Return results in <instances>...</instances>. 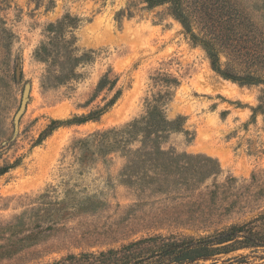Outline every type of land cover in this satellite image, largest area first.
Masks as SVG:
<instances>
[{
	"label": "rangeland",
	"instance_id": "obj_1",
	"mask_svg": "<svg viewBox=\"0 0 264 264\" xmlns=\"http://www.w3.org/2000/svg\"><path fill=\"white\" fill-rule=\"evenodd\" d=\"M183 3L199 12L194 32L203 37L207 26L217 38L223 69L264 81V0ZM66 17L50 42V25ZM159 94L173 123L162 152L139 142L104 151L101 134L146 116ZM263 95L264 82L218 75L169 4L0 0V168L18 162L0 176V264H52L154 236L206 237L264 214V114L252 111ZM112 100L99 120L45 137L52 121ZM139 149L152 161L127 170L129 150ZM239 255L264 264V249L199 264Z\"/></svg>",
	"mask_w": 264,
	"mask_h": 264
},
{
	"label": "trees",
	"instance_id": "obj_2",
	"mask_svg": "<svg viewBox=\"0 0 264 264\" xmlns=\"http://www.w3.org/2000/svg\"><path fill=\"white\" fill-rule=\"evenodd\" d=\"M149 7H157L161 5H170L171 14L182 24L185 33L190 37L193 43L201 45L207 53L211 66L214 71L226 80H231L235 83L244 85H254L264 82L261 77L254 74L241 76L230 67L222 68L220 60V52L216 46V39L209 31V28L204 27V36L200 37L194 32L193 17L200 18L198 10L191 7H186L183 0H143ZM234 15L242 17V12L235 11ZM69 17L57 25H50L49 32L53 35L50 37V42L59 38V33L69 25ZM58 34V35H56ZM211 36H210V35ZM51 44V43H49ZM46 54V45L43 46L38 54ZM76 63L85 62L91 59L78 57H70ZM72 75L75 77L74 72ZM101 81L98 88L101 89L105 84ZM166 94H159L153 101L148 102L147 115L139 120L125 126L123 129H113L101 134L104 151L114 149L116 147L124 148L133 143L139 142L143 148H160V140L166 131L173 123L169 122L165 117L162 103ZM115 100V99H114ZM114 100L107 104L104 108L95 112H91L87 116L75 117L74 120L65 122L52 121L48 131L45 132V137L51 134L59 125L63 124H85L90 121L99 120L109 109L114 105ZM254 114H264V95L260 100V105L252 110ZM178 130V129H177ZM89 142V141H88ZM133 158L130 160V165L127 170H131L133 164H143L151 162V155L142 149L132 151L129 150ZM18 165V162L13 165L0 168V176L4 175L9 169ZM264 222V214L256 219L243 225H233L223 231H218L213 235L200 238H182V239H166L160 236L148 237L138 241L131 242L122 246L119 249H111L100 253H86L80 255H70L52 264H199L200 261H207L219 255H229L237 253L240 250H258L264 249V230H257V224ZM264 225V224H263ZM211 264H248L247 257L243 255L234 256L219 261L213 260Z\"/></svg>",
	"mask_w": 264,
	"mask_h": 264
}]
</instances>
